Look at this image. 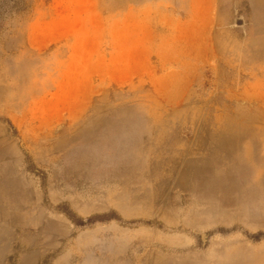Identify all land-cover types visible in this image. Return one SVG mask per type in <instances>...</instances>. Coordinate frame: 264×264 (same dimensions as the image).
Masks as SVG:
<instances>
[{"label":"rangeland","instance_id":"rangeland-1","mask_svg":"<svg viewBox=\"0 0 264 264\" xmlns=\"http://www.w3.org/2000/svg\"><path fill=\"white\" fill-rule=\"evenodd\" d=\"M0 264H264V0H0Z\"/></svg>","mask_w":264,"mask_h":264},{"label":"crops","instance_id":"crops-1","mask_svg":"<svg viewBox=\"0 0 264 264\" xmlns=\"http://www.w3.org/2000/svg\"><path fill=\"white\" fill-rule=\"evenodd\" d=\"M128 22L129 28H121L120 34L117 35V37H120V44L118 46L116 44L117 48L114 46L112 47L113 50L115 49V51L112 52L113 57L116 58V62L113 63V65L111 66L112 73L122 75L121 77H119V79L116 80H120L119 82H123L128 79V81H132L141 74L151 73V70L153 71V73H157L158 70L163 71L165 68H167L168 64L171 67L176 63L180 64V60L176 61L173 55H171L169 56V59L162 61L159 67L152 66L151 54L148 49V45L151 41L152 35L151 19L130 18ZM95 24V22L91 23L92 26H94ZM226 131L228 133L235 132V130H233V132L229 130ZM220 168L222 169L221 166ZM198 173V170L189 169L184 170L180 175L186 178H195L198 177ZM216 184L217 183H215L214 185ZM213 194V196L210 195L209 197L205 198L200 197V199H206L211 203H214L215 205L232 209L236 206L239 200H243L244 197H246V194L234 191L233 189L227 190L226 192H222L221 190H219L218 187L214 189ZM259 200H261V198ZM231 201H237L235 206H224L227 203H229L230 205Z\"/></svg>","mask_w":264,"mask_h":264},{"label":"bare ground","instance_id":"bare-ground-1","mask_svg":"<svg viewBox=\"0 0 264 264\" xmlns=\"http://www.w3.org/2000/svg\"><path fill=\"white\" fill-rule=\"evenodd\" d=\"M224 82V81H223ZM222 84V83H221ZM220 87V84H219V86H218V88ZM217 88V89H218ZM216 89V90H217ZM217 102H219L218 101V96L217 95H215V96H212L211 98H207L204 102H203V105H204V107L207 109V112H209V111H215L216 109H214L215 108V104L217 103ZM219 103H221V102H219ZM236 106V105H235ZM232 108V107H231ZM233 108H234V106H233ZM223 110H225V111H222L221 113H222V115H226V116H231V117H233L234 119H236L235 118V116H237V115H235V113L233 112V111H231L230 109H228L227 107H225ZM217 113V112H216ZM250 113V112H249ZM210 114V113H209ZM218 115V114H217ZM249 115V114H248ZM251 115V114H250ZM243 118V117H242ZM242 118H240V119H242ZM253 118V117H252ZM255 118V117H254ZM246 119V118H245ZM240 121V120H239ZM243 121V120H242ZM246 121V120H245ZM253 121V120H252ZM228 125H231L232 126V130L231 129H226V130H229V131H232L233 132V130H235V127L232 125V124H227L226 126H225V128L228 126ZM261 125V124H260ZM245 127V126H244ZM247 128V127H246ZM245 128V129H246ZM238 133V132H237ZM242 133V132H241ZM239 134V133H238Z\"/></svg>","mask_w":264,"mask_h":264}]
</instances>
